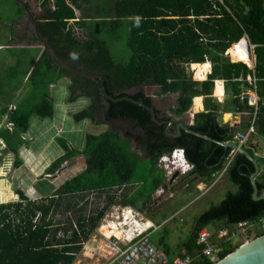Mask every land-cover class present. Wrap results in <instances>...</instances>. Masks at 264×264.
Wrapping results in <instances>:
<instances>
[{
    "label": "trees",
    "instance_id": "trees-1",
    "mask_svg": "<svg viewBox=\"0 0 264 264\" xmlns=\"http://www.w3.org/2000/svg\"><path fill=\"white\" fill-rule=\"evenodd\" d=\"M52 1L42 0L43 8L53 4L54 9L46 10L39 20L29 17L22 22L25 11L20 10L11 22L21 19L18 23L19 29L23 26L24 38L15 33L13 40L17 44L10 43L6 51L0 50L3 63L14 59L13 64L0 69V97L7 90L16 89V82L25 81L14 103L16 109L9 111L4 105L0 112L1 121L8 115L6 124H13V130L6 126L0 129V141L5 144L2 151L15 156V168L23 164L19 151L28 146L25 135L33 119L54 117L51 87L67 78L71 81L67 103L83 98L90 100L88 108L73 114L74 121L90 120L95 125H108L118 119L131 122L140 135V146L147 152L148 174L144 180H136L145 158L133 151L130 143L112 128L101 135L88 134L83 151L59 139L66 154L48 168L47 174H56L68 160L80 155L86 157V168L50 198L32 200L17 191L19 202L0 204V264H74L107 210L117 203L110 195L113 190L139 185L132 195L117 203L139 210L140 202L148 201L167 180L165 171L159 167L160 159L178 149L184 150L186 160L193 166L194 177L211 185L226 169L238 191L228 193L219 205L198 217L194 231L177 251L185 247L190 254L197 252L199 233L217 222L223 223L218 227L222 228L264 217V200L253 198L254 164L245 155L235 154L232 148L222 145L236 142L235 137L239 132H247L250 121L238 130L218 120L221 112L231 110L252 116L255 108L247 94L252 91L259 98L257 135L264 138V0H117L114 14H109L113 15L111 28L119 30L124 25L129 28L126 46L130 57L122 63L114 60L107 42L89 30L88 20L78 16V11L81 13L93 0ZM85 27L89 30L87 41L81 42L75 30ZM245 36L255 47L254 70L228 58L232 46ZM18 44L22 46L15 47ZM187 65L201 71L197 79L204 81H195ZM211 66L212 73L207 79ZM249 77L256 78V84ZM216 80L225 81L224 104L212 97ZM143 85L158 86L162 95L180 94L176 108L172 109L176 116L185 115L196 97H205V111L195 115L191 132L170 136L166 132L167 123L160 125L153 120L150 111L153 99L140 88ZM103 87L112 100L105 98ZM133 90L137 91L131 93ZM6 101L10 103L11 99ZM252 101L256 102L257 98L252 96ZM201 102V99L195 100L196 109ZM170 120L160 119L161 122ZM171 133L177 131L173 129ZM244 147L255 156L251 143ZM256 159L260 173L255 181L259 196H263L264 158ZM85 193H107L105 196L112 201L90 216L83 215L84 208H80L75 221L70 219L63 237H59L63 228L52 215L59 212L66 197ZM3 199L0 194V200ZM77 206L78 203H68L65 209L76 211ZM237 248L222 244L221 259ZM163 250L170 255L169 245ZM194 264L212 263L199 260Z\"/></svg>",
    "mask_w": 264,
    "mask_h": 264
},
{
    "label": "crops",
    "instance_id": "crops-1",
    "mask_svg": "<svg viewBox=\"0 0 264 264\" xmlns=\"http://www.w3.org/2000/svg\"><path fill=\"white\" fill-rule=\"evenodd\" d=\"M27 1L28 0H22L24 4L27 3ZM23 3H19V5H21L25 9L26 12L23 18L26 19V16L29 15V12L26 6L27 4L23 5ZM52 9H54V7ZM45 12L43 9L40 15L38 16V20L44 15ZM23 22L25 23V21ZM13 24L16 25V23H13ZM15 30H16L15 27L11 28V33H10L11 35L9 36L7 47H8V44L13 42V39L16 36ZM2 46L4 47L3 44L0 45V47ZM20 46L22 45L18 44V46H15V47H20ZM231 50L232 48L230 49L231 59L235 63L237 61L233 59ZM250 55H251V51H250ZM251 62H252L251 65L253 66L254 60L252 59V56H251ZM13 63H14V60L13 61L11 60L10 65ZM247 65L252 67L250 64H247ZM192 69L193 71H195L196 67L192 65ZM195 72L196 74H194V77L196 81L203 82L204 80L197 79V78H200L201 71L196 70ZM211 73H212V66H211V71L207 74V79ZM68 80L67 78L62 79L61 81H59V83L51 87V94L55 101L54 117L52 119H45V120H41L38 118L33 119L30 129L27 135H25V139L28 143V146L21 147L19 151L20 158L23 164L19 168H15V156L12 153H7L3 162H1L0 160V194L2 195V197H4L3 200H0V204H9V203H13V202L15 203L19 201L20 197L17 194V191H22L28 198L32 200H43L44 198L47 199V198L52 197V195L55 194V192L66 181L71 180L75 176L81 174L86 168V157L84 155H80L78 157H74L68 160L66 164L63 166V168L61 169V171H59L57 174L48 175L47 174L48 168L56 160H58L59 158L63 157L66 154L65 150L59 144L58 140L64 139L68 142V144L73 149L83 151L85 148L86 136L88 134L101 135L109 130V127L111 124L109 126L108 125H95L90 120H85L80 123H76L74 121L73 114H76L79 111H82L88 108L90 106V100L83 98L75 103H67V99L69 96L68 87L70 85ZM18 82L19 83L17 82L15 83L16 89L13 88L12 90H7L5 95L3 97H0V110L1 111L4 105L10 107V105L14 104L15 100L20 95V92L25 85V81H21L23 82V84H20V81ZM52 88H55V89L52 90ZM149 96L153 99V106L156 108V112L160 114L159 117L161 119L166 118V119H171V121H173L172 129L174 130H176L179 124L181 123L186 126L193 125L195 115L205 111V107H204L205 97H196L193 99V105L191 109L188 111L190 112L191 116H188L187 113L183 116H176L175 114H174L175 116H167L170 111L172 112V110L169 109L171 101L174 99L175 100L174 102H176V106H177V101H178L180 94L161 95V97L151 96V95ZM252 96L256 97L257 100L259 101V98L256 93H253L251 97ZM212 97L218 100V102H220L221 104H224L227 98L226 93H225V81H222V80L215 81V88L213 90ZM7 99H11V102L7 103L6 101ZM196 99L202 100L200 106L197 109L195 108ZM231 111L232 112H226V113L221 112L220 113L218 120L222 125H229L232 128L241 130L243 127H245V125L248 124V122L251 119L250 113L238 112L235 110H231ZM6 121H7V117L4 118L3 121L0 120V129L5 127L3 123L4 122L6 123ZM115 121L116 122L118 121L120 123L123 120L118 119ZM239 133H242V132H239ZM121 136L125 137L126 134L121 135ZM255 136H258V135L256 134L250 137L251 142L249 140V143L252 144L255 154H258V152L256 151V148L259 151L261 150L260 140L264 138L260 136H258L259 138H253ZM2 145L5 146V144L2 141H0V150H2V147H1ZM132 150L135 151L133 148ZM137 153L140 155L139 152ZM171 154H167V156H171ZM260 155L258 154V156L256 155L255 156L263 158L264 151L262 152V155L261 156ZM145 159L148 160V158H145ZM181 159L183 160L185 166L182 164ZM189 165L191 164L186 160L184 156V158L181 157L178 160V163L176 165H171V168H170V170L172 171L171 176L168 177L166 171L164 170L166 173V178L169 181V183H167V180H166L162 188L163 189L162 193L164 191L165 192L167 191V194H169L167 198L173 199L175 196H178V195L186 196L187 193L191 194L190 192H192V190L187 189L191 185V181H186V179L189 177H194V175L191 174L192 170L189 169L188 167ZM161 169H163L162 166H161ZM178 171L180 172V175L178 176V178L174 181H171L174 174ZM221 173L217 175V179H218V176H220L219 178H224L227 175L226 169L223 170ZM46 179L48 180L49 183L53 184L51 185L52 186L51 189L49 188V186L47 187L46 185H40L42 181L47 182ZM217 179L213 184L209 185V184L202 182L200 178L194 177L193 179L194 184H195L194 191L196 190L197 192H202V194L210 192L211 191L210 189H212V187L216 185ZM178 180H183L182 188L178 189L177 191L175 190L172 191L171 188L174 187V184L177 183ZM201 186H203V188H201ZM129 187L130 186H127V188ZM190 206H191V203H187L183 205L180 211H184L188 209ZM135 210L139 211L142 214L140 210L138 209H135ZM151 222L153 223V225H155L153 221ZM194 226H195V223H194ZM155 227L156 229L155 231H153L152 235L154 234V232L157 231L159 227H163V223L160 224L159 226L155 225ZM167 232L168 230H166V233ZM168 233H167V238H161L160 244H157V245L162 249H164L167 245H169L171 248L170 255L172 257H175L177 256V253L179 252L177 251L178 247L181 246L183 242L171 244L168 238ZM162 240L164 241V244H162L161 242Z\"/></svg>",
    "mask_w": 264,
    "mask_h": 264
},
{
    "label": "rangeland",
    "instance_id": "rangeland-1",
    "mask_svg": "<svg viewBox=\"0 0 264 264\" xmlns=\"http://www.w3.org/2000/svg\"><path fill=\"white\" fill-rule=\"evenodd\" d=\"M117 0H93L89 5L84 6V10L80 13L78 11V16L85 18L87 21L86 25L89 28L91 32H95L96 35L100 36L101 39L107 42L108 47L114 57V60L117 63L126 62L130 57V51L127 48V38L129 34V28L128 25H124L119 30H112L111 28V21L113 20L114 14V5ZM51 2H53L51 0ZM19 3H23L22 0H0V45L3 44L4 47H0V50L6 51L7 50V43L9 36L11 35V28L15 27L16 34H20V38L23 40V35L25 32L21 29H19V21L21 19H18L16 25L11 22L12 18L19 16L20 10L25 9L19 5ZM27 8L29 15L27 17H32L33 20H38V16L44 9V12L48 9H51L54 7L53 4L46 6L43 8L42 6V0H28ZM23 3V5H25ZM21 8V9H20ZM39 9V11H38ZM41 10V11H40ZM26 12V11H25ZM23 19V21L28 20V18ZM30 25V24H29ZM29 27V26H28ZM88 28H81L76 29V36L81 41H87V33H89ZM247 39V38H246ZM250 46L251 56L254 60L255 53H254V47L251 45L249 39H247ZM11 44H17V40H13ZM12 46V45H11ZM2 52H0V69L3 68V66L10 64V61L14 60L13 58H10L6 60V63H3L4 59H2ZM231 62H234L231 57H228ZM2 59V60H1ZM241 63V62H239ZM244 64V63H243ZM255 61L253 62V66L250 67V69L254 68ZM192 67L190 65H187V71L188 73L193 77V79L196 81L194 77V73L191 71ZM68 80V79H67ZM71 84V81L68 80ZM19 83V82H17ZM59 83V82H58ZM20 84H23V82L20 81ZM146 95L151 96H158L161 97L160 88L158 86H141L140 87ZM55 88H52V90ZM137 90H133L131 93H135ZM249 95V98H251V95L253 94L252 91H248L247 93ZM173 99L171 101V104L169 106V109L172 110L176 107V102ZM251 101V100H250ZM258 102V100H257ZM256 103V102H255ZM254 103V104H255ZM11 106V105H10ZM4 107L2 108V110ZM9 111H13V109L7 108ZM169 110V111H170ZM0 112H2L0 110ZM6 117L8 115H5ZM167 116H175L174 113L171 111ZM5 117V118H6ZM3 121V120H2ZM6 127L8 124L5 122L3 123ZM111 124V125H110ZM110 125L109 129L112 127V130L115 132H118L122 136L123 140H126L130 143L131 147L135 150V152H139L140 156L143 158H147V152L146 150L140 146L141 138L136 129H134V125L127 121L123 120L120 123L117 121H112L108 124ZM253 138H259L258 136H255ZM253 141V140H252ZM251 142V140H250ZM4 147V146H1ZM260 147L261 150H257L258 154L262 155V152L264 151V139L260 140ZM0 160L3 162L6 153H4L2 150H0ZM260 155V156H261ZM138 174L136 176L137 181L144 180V177L147 176V171L149 168V163L146 161V159H143V162L140 164ZM161 168V164H159ZM185 166V165H184ZM164 170V169H163ZM60 171V170H59ZM58 173V172H57ZM56 173V174H57ZM222 174V173H221ZM218 176L216 185L210 189V192H207L205 194H202V192L194 191V177H189L186 179V181H191V185L189 186V190H192L190 192L191 194L187 193L186 196L178 195L175 196L173 199L167 198L169 194H167V191L163 194V189H159L148 201L146 202H140L139 207L140 211L142 212V215L144 219H148L150 221H153L156 226L163 223V227H159L156 232L152 235V240L156 244H160L161 238H168L171 244L174 243H182L185 242L189 236L190 233L194 231V223L198 217H200L203 213L207 212L211 207L219 205L230 192H237L238 186L234 185L226 175L224 178H219ZM42 181L40 185H46L47 187L51 189L53 184ZM44 183V184H43ZM48 183V184H47ZM167 183L169 181L167 180ZM183 180H178L177 183L174 184V187L171 188V190L177 191L178 189L182 188ZM218 183V184H217ZM139 188V185L130 186L127 188L124 192L122 191L119 193L120 189L113 190V192L110 194L112 195L111 198L113 201H117V203H121L122 200H124L127 196L130 194H133L137 189ZM169 193V192H168ZM107 194V193H106ZM105 194V195H106ZM105 195H99L97 193L93 194H82V195H72L66 197L65 202H63L62 208L59 210L58 213L55 215L53 214L52 217L55 220L57 224L63 228L59 231V237H63L64 235V228H68V222L70 219L72 221H75V216L78 214L77 211L80 208H84L83 215H94L97 213L104 205L110 203L112 200L109 199ZM109 195V196H110ZM45 200V198L43 199ZM20 201V200H19ZM17 201V202H19ZM15 202V203H17ZM14 203V202H13ZM68 203H78V206L76 207V211H66L65 206ZM191 203V206L184 210L180 211V209L183 207V205ZM168 219V220H167ZM222 222H217L211 226L208 227L209 231H213L215 228H218L221 226ZM166 227V228H165ZM100 227L96 229V231L93 233L91 238L84 244V247L82 251L77 255V258L74 262V264H111L110 261V254L108 250V241L101 235L100 233ZM166 230L168 232L166 233ZM254 237H251L250 239H253ZM249 239V240H250ZM248 240V241H249ZM241 243H238V240L235 241L233 244L234 247L241 246Z\"/></svg>",
    "mask_w": 264,
    "mask_h": 264
},
{
    "label": "built area",
    "instance_id": "built-area-1",
    "mask_svg": "<svg viewBox=\"0 0 264 264\" xmlns=\"http://www.w3.org/2000/svg\"><path fill=\"white\" fill-rule=\"evenodd\" d=\"M191 71L195 74L193 69ZM248 80L256 84V78L249 77ZM249 101L255 108L250 119V126L246 133H238L235 137L236 142L243 147L248 144L250 137L257 134L258 102H253L252 97ZM10 109L15 110V105L12 104ZM7 127L13 130V124H8ZM255 155L258 156V154ZM184 156V150L178 149L171 156L164 155L160 159V164L168 177L172 175L171 165H176L178 159ZM188 167L193 169L192 165ZM126 188L127 186H123L116 189H120L119 193H121ZM108 205H104L101 209ZM148 221L139 211L130 206L115 203L107 210L99 231L108 241L111 264H194L199 260H207L216 264L222 260L219 255L222 244L233 245L238 240V243L242 242L241 245H243L251 237L257 238L260 234L264 235V217L257 221H244L227 227L215 228L213 231L206 228L198 235L199 250L195 254H190L185 247H181L177 256L172 257L152 240V233L156 227L153 224L150 226ZM115 231L120 233V236L113 234Z\"/></svg>",
    "mask_w": 264,
    "mask_h": 264
},
{
    "label": "water",
    "instance_id": "water-1",
    "mask_svg": "<svg viewBox=\"0 0 264 264\" xmlns=\"http://www.w3.org/2000/svg\"><path fill=\"white\" fill-rule=\"evenodd\" d=\"M248 37V36H247ZM246 39V36L244 37ZM248 39V38H247ZM255 48V47H254ZM255 64L254 67L256 66V56L254 58ZM103 94L106 99L112 100L111 97L108 96L106 89L103 87ZM150 111L153 115V120L160 125L167 123V128L166 132L170 136H180L182 132H191L190 127L192 125H184V124H179L178 128L176 129L177 133L172 134L171 131L172 126H173V121H168V122H161L160 117L156 113V108L153 106L150 108ZM188 116H191L190 112H187ZM223 146L226 148H232L233 153H241L245 155L255 166V173L252 175L251 180L254 188V194L253 198L256 201L259 200H264V195L259 196V189L256 184V178L258 177L260 173V165L256 159L255 156H253L246 148L243 146H240L237 142H228V143H223ZM61 171V170H60ZM180 175V172H176L174 176L172 177L171 181H174L178 178ZM216 264H264V235L259 236L257 238H253L249 240L248 242L244 243L243 245L239 246L234 252L223 258L221 261H219Z\"/></svg>",
    "mask_w": 264,
    "mask_h": 264
},
{
    "label": "bare ground",
    "instance_id": "bare-ground-1",
    "mask_svg": "<svg viewBox=\"0 0 264 264\" xmlns=\"http://www.w3.org/2000/svg\"><path fill=\"white\" fill-rule=\"evenodd\" d=\"M231 51H232V57H233V59L235 61L242 62V63H245V64H250V65L252 64V62H251V55H250V46H249V42H248L247 39H242L241 42L235 44L232 47V50ZM177 163H178V161H177ZM182 164L184 165L183 160H182ZM201 188H203V186H201ZM148 222H149L148 224L150 226L153 224L151 221H148ZM113 234H115L117 236H120V233H118L116 231L113 232Z\"/></svg>",
    "mask_w": 264,
    "mask_h": 264
},
{
    "label": "clouds",
    "instance_id": "clouds-1",
    "mask_svg": "<svg viewBox=\"0 0 264 264\" xmlns=\"http://www.w3.org/2000/svg\"><path fill=\"white\" fill-rule=\"evenodd\" d=\"M73 58H75V54H73Z\"/></svg>",
    "mask_w": 264,
    "mask_h": 264
}]
</instances>
